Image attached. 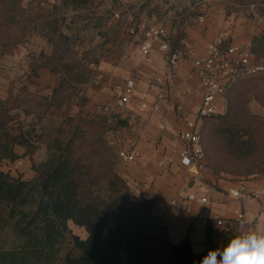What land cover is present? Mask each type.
<instances>
[{
  "label": "trees",
  "instance_id": "trees-1",
  "mask_svg": "<svg viewBox=\"0 0 264 264\" xmlns=\"http://www.w3.org/2000/svg\"><path fill=\"white\" fill-rule=\"evenodd\" d=\"M21 1L16 0L14 6L0 0V57L11 54L31 32L41 34L53 28L47 19L49 13L41 11L48 10L46 7L31 1L28 9ZM87 1L64 3H72L76 9ZM50 7L56 9L55 4ZM40 18L44 22L37 27ZM250 52L264 58V41H252ZM36 67L62 75L51 57L39 61ZM61 90L59 82L49 97L24 88L16 94L8 89L7 96L0 98V165L4 160L29 158L38 148L36 143L46 147L45 159L32 166L31 179L14 177L0 166V223L8 225L15 238L9 249L0 252V264H201L216 248L194 253L187 237L178 244L168 240L165 226L152 213V201L137 199L117 174L112 152L102 137L103 124L82 113L87 98L83 97L80 109L65 115L66 120L57 127L35 132V123H31L23 130L17 109L26 105L24 95H37L36 102L29 99L27 112L32 109L37 124L45 113L58 111ZM250 95L264 106V77L233 81L224 94L225 113L208 117L206 133L208 118L201 122V161L214 174L247 177L264 162V122L247 110ZM251 120L255 121L253 126ZM256 153L258 159L261 156L258 166L253 163L241 173L227 166L230 158L246 160ZM69 222L82 228L85 237L73 235ZM68 239L70 249L65 247Z\"/></svg>",
  "mask_w": 264,
  "mask_h": 264
},
{
  "label": "crops",
  "instance_id": "crops-1",
  "mask_svg": "<svg viewBox=\"0 0 264 264\" xmlns=\"http://www.w3.org/2000/svg\"><path fill=\"white\" fill-rule=\"evenodd\" d=\"M104 1L114 8L115 21L128 26V30L135 28V33L122 34L116 46L100 59L99 79L84 92L87 100L81 110L103 120L106 130L102 137L112 152L117 174L137 199L152 201V213L165 226L168 240L178 244L187 237L194 253L210 246L222 248L242 230H264V162L247 177L214 174L208 168L198 170L181 160L180 152L186 144L179 139V133L187 129V121L199 128L201 125L196 116L202 89L191 61L204 57L207 45L219 33L228 45L264 41V0ZM21 4L28 7L29 1L22 0ZM140 25L166 31L170 49L183 52L177 66L168 67L166 56L156 43L147 54L141 52ZM23 43L4 55H15ZM252 61L264 65V58L253 56ZM35 68L42 72L40 79L45 75L50 78L49 93L38 92L49 97L58 78L46 67ZM128 79L134 80L133 92L119 106L117 100ZM12 84L10 79L7 89ZM216 107L218 114L225 111V96L216 98ZM79 109L75 107L74 113ZM248 109L264 122V107L253 98ZM109 129L112 135L106 133ZM15 151L18 152L17 147ZM119 151L134 158L123 160L118 157ZM18 160L12 163L18 164ZM33 175L29 170L22 178L31 179ZM190 194L192 199H188ZM200 198H205V202H200ZM185 211L189 214L186 220L182 218ZM237 211L243 213V218L233 221ZM213 216L229 220V226L217 227Z\"/></svg>",
  "mask_w": 264,
  "mask_h": 264
},
{
  "label": "rangeland",
  "instance_id": "rangeland-1",
  "mask_svg": "<svg viewBox=\"0 0 264 264\" xmlns=\"http://www.w3.org/2000/svg\"><path fill=\"white\" fill-rule=\"evenodd\" d=\"M5 1L6 4L11 3L14 6L17 3L16 0ZM28 1L44 3V7L48 10L41 11H44L45 14L49 13L47 19L51 22L53 28H46L41 34L36 31L31 32L26 36L27 39L15 55H3L0 58V98L3 99L5 97L8 89H11L12 93L16 94L26 87L27 92L36 93L37 95H39L38 92L41 94L49 93V86H51L50 81H48L50 79L49 76L45 75L44 79H40L39 75L42 72L38 71L35 66L39 61H43L45 57H51L52 61L56 63L58 69L62 72V75H59L49 71L58 78V83L62 82V90L58 96H62L63 98L58 111L52 114L50 112L45 113L44 117L36 124L34 119H32V109L29 113L27 112L28 106H30L29 102H31L29 99L32 98V102H36L38 100L37 95L33 97L24 95L26 105L24 107L20 106L17 109L19 121L23 124V130L28 127L30 128L31 123H35L32 128L35 132H39L43 128L57 127L62 120H66L65 115L74 114L75 107L80 106L79 102L85 97L84 92L86 89L94 87L96 81L99 79L97 65L100 59L110 50V47L116 46L122 34H130V31L128 30V26L120 25V23L115 21L114 8L110 7L104 0H88L86 3L79 4L76 9L73 8L72 3L65 4V0ZM51 2H54L56 9L50 7ZM43 22L44 19H38L37 27ZM260 77H264V73L246 78L252 80ZM10 79L13 84L9 85L7 89ZM21 98L20 96L19 100ZM252 98L257 101L250 95L246 108L251 115L258 117L248 109V103ZM224 113L225 111L221 114ZM90 119L102 123L106 130L102 119L91 116ZM209 119L205 123V133L209 127ZM251 122L253 126L255 121L251 120ZM63 127L67 128L66 124ZM36 145L38 148L29 158L28 156L20 158L18 164L4 160L0 165L1 168L12 176L21 178L29 170L34 172L32 166L38 165L43 161L46 153V147L42 142L36 143ZM17 151L18 153H22L18 147ZM260 153L262 155L261 150ZM259 159H261V156ZM259 159L257 153L246 160H234L230 158L228 159L229 163H227V166L241 173L253 167V163L254 166H258L260 163ZM68 226L73 235L80 238L85 237V232L82 228L74 226L71 222L68 223ZM14 242L15 238L9 226L0 223V252L9 249ZM65 247L71 248L70 239H68ZM121 262H124L123 255L121 256Z\"/></svg>",
  "mask_w": 264,
  "mask_h": 264
},
{
  "label": "built area",
  "instance_id": "built-area-1",
  "mask_svg": "<svg viewBox=\"0 0 264 264\" xmlns=\"http://www.w3.org/2000/svg\"><path fill=\"white\" fill-rule=\"evenodd\" d=\"M138 28V27H137ZM139 29L142 34L140 50L143 54H147L151 45L156 43L158 49L166 56L167 65L169 68L177 66L178 61L183 56V52L171 50L167 33L162 27L153 25H140ZM130 33H135V28H130ZM253 54L250 52V44L243 45H228L224 42L221 33L217 38L209 43L206 48V55L202 58H197L191 61L193 74L198 78L202 89V98L197 109V120L200 122L203 119L212 115L218 114L216 107V98L224 96L227 87L238 78H246L264 73V65L252 61ZM134 88V80L128 79L120 91L117 104L124 105ZM142 107H144L142 105ZM187 129L179 133V139L186 145L180 152L181 160L185 165H193L198 170H204L205 166L201 161V147L199 145L198 130L193 121L186 122ZM112 135V130L106 132ZM108 145L112 141H107ZM118 157L123 160H132V154L123 151L118 152ZM193 195H188V199H192ZM200 202H205V198H200ZM170 204L177 207L174 201ZM189 214L185 211L182 214L183 219H187ZM243 218V213L237 211L233 214V221H240ZM212 220L219 228H227L230 224L229 220L222 219L218 216H213Z\"/></svg>",
  "mask_w": 264,
  "mask_h": 264
},
{
  "label": "clouds",
  "instance_id": "clouds-1",
  "mask_svg": "<svg viewBox=\"0 0 264 264\" xmlns=\"http://www.w3.org/2000/svg\"><path fill=\"white\" fill-rule=\"evenodd\" d=\"M201 264H264V230H242L222 248L210 250Z\"/></svg>",
  "mask_w": 264,
  "mask_h": 264
}]
</instances>
